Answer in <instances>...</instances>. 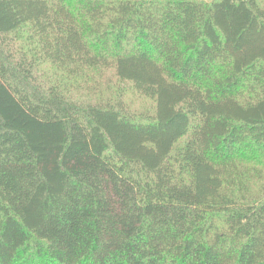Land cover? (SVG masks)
<instances>
[{
  "label": "trees",
  "instance_id": "16d2710c",
  "mask_svg": "<svg viewBox=\"0 0 264 264\" xmlns=\"http://www.w3.org/2000/svg\"><path fill=\"white\" fill-rule=\"evenodd\" d=\"M0 264H264V0H0Z\"/></svg>",
  "mask_w": 264,
  "mask_h": 264
}]
</instances>
